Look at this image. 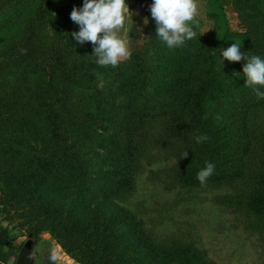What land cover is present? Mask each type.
Segmentation results:
<instances>
[{"label":"rangeland","instance_id":"obj_1","mask_svg":"<svg viewBox=\"0 0 264 264\" xmlns=\"http://www.w3.org/2000/svg\"><path fill=\"white\" fill-rule=\"evenodd\" d=\"M49 2L64 7L60 16L48 10ZM238 4L240 11L234 6L229 10L232 33L226 42H242V47H248L249 33L264 39V0H238ZM82 6L83 0H0V229L19 240L20 247L31 240L39 252L38 244L42 245V257L49 258L50 252L57 250L61 257L58 264H81L80 258L90 254L88 239L78 240L74 251L63 246L73 237H63L61 231L75 225L73 220L69 225L60 219V199L52 207L56 209L52 216L45 217L38 211L44 203L26 204L27 185L18 177L46 175V169L55 161L61 163L60 155L69 151L86 171L78 179H89L74 183L92 195L94 208L96 199L104 197L101 172L120 163L107 137L126 140L130 121L137 145L133 186L115 191L108 202L132 211L148 234L165 245L190 243L204 250L215 264H264V223L241 202L252 179L264 168V107L255 109L250 116L254 148L243 178L196 187L179 183L174 173L183 143L174 142L168 135L165 117L145 122L137 119L144 101L142 95L148 92L156 103L158 95L168 97L158 94L165 89L154 81L157 72L153 69L165 59L160 58L162 53L165 51L167 57L173 49H163L166 46L159 39L161 45L157 39H147L134 49L146 59L143 68H130L135 66L131 63L132 50L131 58L122 60L114 71L95 67L86 76L83 61H96L93 46L91 42L80 45L71 36L79 26L70 19L72 9ZM188 23L200 33L210 32V25L199 19ZM66 30L70 44L62 36ZM206 41L198 35L194 39L198 47L188 48L186 56L195 59ZM173 54L175 65L188 64L189 60L175 49ZM223 61V69L236 65ZM148 65L155 66L151 70ZM50 81L54 82L51 88L47 85ZM50 99L58 102L60 115L52 119L59 131L55 146L50 144L43 114ZM71 112L81 116L77 120ZM92 115L104 117L105 123L94 124ZM85 224L92 227L89 221ZM35 231L37 235L32 236ZM82 251L85 252L81 254ZM49 259L47 264H52Z\"/></svg>","mask_w":264,"mask_h":264},{"label":"trees","instance_id":"obj_2","mask_svg":"<svg viewBox=\"0 0 264 264\" xmlns=\"http://www.w3.org/2000/svg\"><path fill=\"white\" fill-rule=\"evenodd\" d=\"M229 2L232 3V7L240 11L238 0H207V15L213 25L207 34L200 33L197 27L194 28L198 35L207 40V43L200 47L202 48L200 52L196 53L198 55L195 59L186 56L185 53L188 48L198 47L193 39L175 48L176 52H179L178 55L185 56V59L189 60L187 65L174 64L171 58L175 55L174 49L166 57L163 50L168 49L166 45L165 48L160 49L164 51L160 58L164 56L165 59L162 58L159 64L154 65L155 69L154 66L148 65L151 70L157 72V80L154 81H159L158 83L165 89L158 94H166L168 97L158 95L156 103L155 98H149L148 92L142 95L144 101H141V114L137 119L145 122L166 118L168 135L174 142L183 143L182 156L188 151V157L182 159L181 156L174 173L177 181L186 186H202L196 176L208 162L215 164V171L207 184L230 183L246 175L248 161L254 148V137L249 127L250 116L255 109L264 107V99H258L251 89L244 86L243 60L236 62L235 66L231 65L221 70L219 61L224 60L221 51L231 46L226 42L227 36L232 33L227 13ZM62 7L49 2L48 10H52V14L58 12L60 16L64 10ZM62 36L66 44H70L71 37L67 30ZM249 37L250 46L242 47L240 51L264 58V39L260 40L259 34L253 33H249ZM155 39L157 44H162L156 32L150 35L147 42ZM144 59L141 51L133 50L131 63L136 67L130 68L135 70L137 67L143 68ZM95 67L101 66L97 65L96 61H83L84 75L88 76V70ZM104 69L114 71L116 67L110 66ZM235 71H240V74L236 75L235 73L238 72ZM231 77L232 80L228 79ZM47 85L51 88L54 82L50 81ZM57 103L50 99L48 109L43 112L49 127L52 146L58 145L59 138V131L52 120L60 116ZM74 114L77 120L81 116L71 112V117ZM64 118L67 117L64 115ZM91 118L94 124L99 121V126L105 123L104 117L92 115ZM127 125L129 128L128 132H125L128 137L126 140L118 141L110 136L107 137L113 143L110 147L119 157L120 163L115 168L101 170L103 178L100 185L104 197L96 199L94 208L92 195L86 193L81 184L74 183L76 180L84 182L89 179H78L85 175L86 171L72 159L69 151L60 155L61 163L55 161L46 169V175L31 173L18 177L27 185L26 204H31L32 201L44 203L38 211L48 217L56 210L52 208L56 199H60L57 202V208L61 209L60 219L68 221L69 225L73 220L75 225L72 229L65 227V231H61L63 237L69 239L73 237L69 241L72 244L66 241L63 246L69 251H74L78 246V240L88 239L86 245L90 254L85 259L80 258L81 264H215L207 257L204 250L190 243L165 245L156 241L132 211L110 200L108 202L107 198L110 199L115 191L133 186L137 145L135 129L130 121ZM200 135H207L210 139L197 143L196 137ZM241 200L247 210L264 223V168L252 179L250 190ZM105 210H109V213ZM85 221H89L92 227L87 226ZM76 222L80 225L76 226ZM36 235L35 231L32 236Z\"/></svg>","mask_w":264,"mask_h":264},{"label":"clouds","instance_id":"obj_3","mask_svg":"<svg viewBox=\"0 0 264 264\" xmlns=\"http://www.w3.org/2000/svg\"><path fill=\"white\" fill-rule=\"evenodd\" d=\"M198 8L199 0H153L150 12L155 21L157 38L170 49L197 38V33L188 22H194L198 17ZM131 17L126 0H83V6L74 7L70 13V19L79 26V31L72 32L71 36L80 45L91 42L92 56L96 58L97 65L117 67L122 60L131 58V38L120 34L125 30L126 21H132ZM144 23H148L147 18ZM241 48L242 42H234L227 49H222V56L229 62L244 61V86L251 89L258 99H264V90H261L264 89V58L249 52L242 53ZM22 52L26 53V50ZM219 63L222 70L224 61L220 59ZM209 139L207 135H200L196 137V142L203 143ZM187 157L188 151L183 153L182 159ZM214 171L215 164L208 162L198 171L196 179L206 186ZM49 258L52 264H58L61 257L57 250H53Z\"/></svg>","mask_w":264,"mask_h":264},{"label":"crops","instance_id":"obj_4","mask_svg":"<svg viewBox=\"0 0 264 264\" xmlns=\"http://www.w3.org/2000/svg\"><path fill=\"white\" fill-rule=\"evenodd\" d=\"M126 3L132 12V21H126L125 30L120 34L131 38V48L134 50L136 47L142 45L147 39H149L153 32H156L155 21L152 19L150 12V5L153 3V0H126ZM206 3L207 0H199V15L195 18V20L199 19L202 23L210 25L211 29V25L213 24L212 20L207 15ZM231 7L232 3L229 2L227 4L228 16ZM145 18L148 19L147 24L144 23ZM137 41H139V43H137ZM39 246V253L45 255L44 248L42 245L38 244V247ZM19 250L20 241L10 239L7 233L0 229V262H2V264H16ZM47 259L49 258L46 256L42 257L41 263L47 264Z\"/></svg>","mask_w":264,"mask_h":264},{"label":"water","instance_id":"obj_5","mask_svg":"<svg viewBox=\"0 0 264 264\" xmlns=\"http://www.w3.org/2000/svg\"><path fill=\"white\" fill-rule=\"evenodd\" d=\"M35 244L29 240L22 247H20L16 264H38L42 262V256L34 248ZM35 261L34 262H32Z\"/></svg>","mask_w":264,"mask_h":264}]
</instances>
